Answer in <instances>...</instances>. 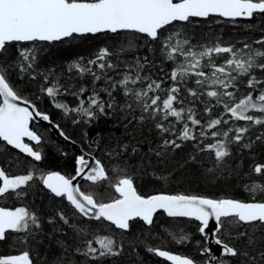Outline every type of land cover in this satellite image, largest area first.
I'll list each match as a JSON object with an SVG mask.
<instances>
[{
	"label": "snow or ice",
	"instance_id": "6c2138e0",
	"mask_svg": "<svg viewBox=\"0 0 264 264\" xmlns=\"http://www.w3.org/2000/svg\"><path fill=\"white\" fill-rule=\"evenodd\" d=\"M258 14H264V0H0V53L6 52L10 45L63 42L88 34L128 32L143 35L149 41H159L169 26L190 24L195 18L220 17L235 22L238 18L251 19ZM256 43L264 46V39ZM17 51L18 57L13 64H0V142L26 154L35 162L42 160V154L26 143L25 138L39 145L41 137L30 124L36 117L44 121L50 118L15 90L9 78L14 71L19 72L21 78L28 76L35 80L41 76V91L50 98L63 94L76 97L78 106L75 108L64 103H56L55 107L63 109L65 114L76 112L89 119L94 118L97 111L103 114L112 107L111 103L102 101L95 90L96 83L103 79L108 87L101 88V91L111 97L113 91L121 89L125 97H130L143 113L156 121L155 127L161 134L174 137L163 139L162 147L178 149L182 146L178 140L197 141L199 146L203 144L201 137L210 136L215 142L203 144L199 150L214 152L217 163L231 154L227 147L229 143L241 144L245 140L251 125L264 126V79L255 74L257 70L264 74V48H253L245 43L241 48L216 44L195 49L189 39L175 31L161 44V51L169 61L177 62L178 56L183 57L167 75L172 82L167 88L163 80L140 74L144 65L139 59L134 67L129 66L130 70L125 71L122 79L112 80L107 70L116 69L111 61L116 53L101 48L94 58L85 60L79 57L66 69L69 80L73 75L92 78L93 89L87 96L85 94L89 89L86 86L73 90V86L62 83L61 77L52 69L46 73L38 72L34 49L19 48ZM225 54L223 63L217 64L214 57ZM190 77L195 78L200 91L185 88L187 94L195 99L200 96L211 98V101L204 102L206 120L197 118L192 108L183 106L182 87ZM241 84H246L247 89L242 96L238 95ZM21 103L26 106H21ZM127 106L131 108L132 104ZM140 118L144 119L143 116ZM172 119L176 123H172ZM238 122H245V125ZM233 123L237 126L233 127ZM176 124L181 125L179 134ZM222 126L227 127L223 129ZM193 127L200 128L198 134L193 132ZM255 139L264 142V134L257 135ZM252 143L249 138L243 146L251 148ZM155 154L162 155L160 151ZM122 171L117 169V172ZM252 171L264 177V163L254 164ZM78 177L90 185L107 184L114 194L106 201L98 198L95 191H84L79 183H74ZM34 181L42 184L55 197L66 200L73 209V216L80 218L78 223L71 225L76 238L91 237L82 241L83 247L71 251L67 242L58 241L63 255L69 259L65 261L58 257L56 264H72L70 257L76 254L93 261L119 256L123 251L122 242L112 235L97 234L98 230L114 226V229L126 232L130 229V222L135 220L151 226L154 217L161 211L169 218H187L198 222L197 231L205 245L217 246L201 248L200 255L206 258L204 264H232L237 259L239 264H260L264 261V250L258 248L254 236L257 228H264V199L256 198V193L264 194V184L254 182L246 187L252 194L248 202L164 192L142 195L131 176L117 175L113 180L99 159L80 155L76 157L75 175L71 177L59 171L41 172L37 176L34 166L33 170H26L23 174L11 175L0 166V198L23 197ZM56 215L64 224H69V218L63 212ZM210 221H214L213 227H210ZM92 222H96L95 228L91 227ZM245 226H249L251 232L238 231L232 235V228ZM39 228V218L26 207L0 206V242L7 240L11 234L22 233L27 234L24 237L27 242L28 238H35L33 229ZM222 233L227 239L222 238ZM173 239L181 244L190 242V237L183 233L174 235ZM241 239L247 241L243 247L236 243ZM196 243L199 245L200 241ZM148 251L171 264H197L193 258L159 248H149ZM0 264H34V261L26 250L16 255H0Z\"/></svg>",
	"mask_w": 264,
	"mask_h": 264
},
{
	"label": "trees",
	"instance_id": "16d2710c",
	"mask_svg": "<svg viewBox=\"0 0 264 264\" xmlns=\"http://www.w3.org/2000/svg\"><path fill=\"white\" fill-rule=\"evenodd\" d=\"M176 29H180L182 37L189 39L195 49L216 44L241 48L245 43L252 45L253 48H264L256 43L264 39V14H258L251 19H237L235 22L220 17L195 18L190 24L169 26V30L164 32L159 41H149L140 34L121 32L88 34L63 42L10 45L6 52L0 53V64H13L17 60L19 48L34 49L37 53L38 72L46 73L52 69L61 77V82L71 84L73 90L79 89L81 85L86 86L89 89L85 94L87 96L93 89L92 78L90 76L79 78L73 75L69 80L67 66L79 57H84L85 60L94 58L99 49L108 48L116 53L111 57L112 63L117 66L116 69L107 70L112 80L122 79L125 71L130 70L129 66L134 67L139 59L144 65L140 74L155 80H163L164 87L167 88L172 83L167 79V75L183 57L178 56L177 62L169 61L161 51V44L164 38ZM226 55L214 57L217 64H222ZM255 74L264 79V74L258 70ZM9 78L22 98L33 102L40 112L49 114L50 119L74 142L72 145L64 142L54 135L47 124L33 122L32 128L41 137V143L34 144V147L40 146L43 149L42 160L32 161L25 154L0 142V166L11 175L23 174L26 170H33L34 166L37 176L40 174L39 171H59L71 177L75 175L76 157L87 152L103 163L112 178L117 175L131 176L142 195L164 192L250 201L252 194L246 187L252 186L254 182L264 184V177H259L252 171L254 164L264 163V142L255 139L257 135L264 134V126L251 125L245 140L241 144L229 143L227 147L231 154L217 163L214 152L199 150L203 144L215 142L210 136L201 137L203 144L199 146L197 141L178 140L177 142L182 144L178 149L162 147L163 139L174 137L161 134L155 127L156 121L143 113L130 97H125L121 89L113 91L111 97L101 91V88L108 87L103 79L96 83L95 90L99 92L100 99L106 104L111 103L112 107L107 108L103 114L97 111L96 116L89 119L76 112L65 114L63 109L56 108V103H64L70 108H75L78 106V99L67 94L57 95L55 99L48 97L41 91L43 84L41 76H37L35 80L28 76L21 78L19 72L14 71L10 73ZM194 81L195 78L190 77L182 87L183 106L192 108L197 118L203 117L206 120L204 102L211 101V98L200 96L199 99H195L184 90L191 88L200 91ZM246 91V84H241L238 95H245ZM129 103L132 104L131 108L127 106ZM217 110H220L219 107ZM141 116L144 119H141ZM225 119L228 117L225 116ZM172 123H176L174 119ZM238 123L245 125V122ZM232 126L235 127L237 124L233 123ZM180 127V124H176L177 134ZM226 127L222 126L223 129ZM199 131V127H193L194 133L198 134ZM249 138L253 141L251 148L244 147ZM133 148L137 151L133 152ZM157 151L162 155L157 156L155 154ZM5 161L11 163H4ZM117 169L124 171L117 172ZM83 182L86 181L83 180L81 184ZM104 185L93 186L98 190V197L106 201L114 193ZM26 191L28 194L20 198L12 196L0 198V206L26 207L39 218L40 228L33 229L35 238H28L27 242L24 241L27 234H11L7 240L0 242V255H16L27 250L34 264H56L58 257L67 261L69 257L63 255V249L58 241L67 242L71 246V251L76 247H83L82 241L85 238H91L87 235L80 238L74 236L71 225L78 223L80 218L73 216V209L66 200L55 197L38 181L32 182ZM256 198L264 199V194L256 193ZM57 212H63L69 218V224L60 221ZM49 220H53V223H49ZM91 227L95 228L96 222H92ZM197 227L196 221L169 218L161 211L154 217V224L151 226L135 220L130 222V229L126 232L116 230L114 226L98 230L97 234L112 235L117 241L122 242L123 251L119 256L93 261L76 254L70 259L72 264H171L148 251L149 248H159L187 255L196 260L197 264H203L206 258L200 255V251L205 247V241ZM245 230L251 232L249 226L232 228L230 231L235 235L236 232ZM182 233L190 237V242L181 244L173 239L174 235ZM221 235L227 239L224 233ZM254 236L258 248L264 250V228H257ZM197 240L200 241L199 245L196 243ZM236 243L243 247L247 241L241 239ZM232 264H239V260H233ZM260 264H264V261Z\"/></svg>",
	"mask_w": 264,
	"mask_h": 264
},
{
	"label": "water",
	"instance_id": "95a60500",
	"mask_svg": "<svg viewBox=\"0 0 264 264\" xmlns=\"http://www.w3.org/2000/svg\"><path fill=\"white\" fill-rule=\"evenodd\" d=\"M201 19H204V18H201ZM238 19H244V18H238ZM24 99V98H23ZM27 100V99H26ZM19 103V102H18ZM30 103L32 104V105H34L35 106V108L37 109V107H36V105L33 103V102H31L30 101ZM21 106H26V105H23L22 103H21ZM30 110H31V108H30ZM38 110V109H37ZM44 114H46V115H48L49 116V114H47V113H44ZM49 118H50V116H49ZM35 121H37V122H42V123H45V124H47L50 128H51V130H52V132L54 133V135L57 137V138H59L60 140H62V141H64V142H67V143H69V144H74V142L71 140V139H69L68 137H67V135L63 132V130L60 128V126L57 124V123H54L51 119H49V121H44V120H42V119H40L39 117H36L35 119H34ZM31 125V124H30ZM61 133H63V135H61ZM26 139L27 138H25V142H26ZM27 143V142H26ZM32 146V145H31ZM26 155V154H25ZM80 155H85V157L86 158H88V159H92V158H95V159H97L94 155H92V154H89V153H87V152H83L82 154H80ZM79 155V156H80ZM61 173V172H60ZM62 174V173H61ZM64 175V174H63ZM83 180L81 179V178H77V180L76 181H74V183H79L80 184V182H82ZM168 194V193H167ZM205 197V196H204ZM208 198H210V197H208ZM214 199V198H213ZM230 199H235V198H230ZM237 200H240V199H237ZM241 201H245V200H241ZM245 202H248V201H245ZM214 226V221H210V227H213ZM206 246H209V247H212V248H216L217 246H215L214 244H209V245H206ZM161 250H164V249H161ZM165 251H168V250H165ZM168 252H170V253H172V254H175V255H180V256H185V257H189V256H187V255H183V254H180V253H176V252H171V251H168ZM162 258V257H161ZM191 258V257H190ZM164 259V258H163ZM166 260V259H165ZM168 262H170V261H168ZM171 263V262H170Z\"/></svg>",
	"mask_w": 264,
	"mask_h": 264
},
{
	"label": "rangeland",
	"instance_id": "374dc122",
	"mask_svg": "<svg viewBox=\"0 0 264 264\" xmlns=\"http://www.w3.org/2000/svg\"><path fill=\"white\" fill-rule=\"evenodd\" d=\"M175 31H179L180 32V29H176V30H174L173 32H175ZM172 32V33H173ZM171 33V34H172ZM38 127V126H37ZM41 130V129H40ZM39 130V127H38V131H40ZM36 149L38 150V151H40V152H42L43 151V149L40 147V146H36ZM38 173H41V171H39ZM117 178V176H115L114 178H113V180L114 179H116ZM80 184H81V182H80ZM81 186H82V190H84V191H95L97 194H98V190H97V188L96 187H94L93 185H90V183H88V182H83L82 184H81ZM104 186H106V187H108L107 186V184H105ZM109 188V187H108ZM111 190V189H110ZM99 198V197H98ZM206 246V245H205ZM204 264V263H203Z\"/></svg>",
	"mask_w": 264,
	"mask_h": 264
},
{
	"label": "flooded vegetation",
	"instance_id": "af4514ba",
	"mask_svg": "<svg viewBox=\"0 0 264 264\" xmlns=\"http://www.w3.org/2000/svg\"><path fill=\"white\" fill-rule=\"evenodd\" d=\"M33 122H36V121L33 120L32 123H33ZM32 123H31V128H32ZM32 129H33V128H32ZM33 130H34V129H33ZM34 131L37 132L36 130H34ZM37 134H38V133H37ZM26 142L29 143V144H31V145L34 147L35 142H33V141H28L27 139H26ZM10 147H11V146H10ZM34 149L37 150L36 147H34ZM78 156H79V155H78ZM78 156H77V157H78Z\"/></svg>",
	"mask_w": 264,
	"mask_h": 264
}]
</instances>
